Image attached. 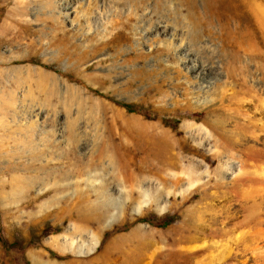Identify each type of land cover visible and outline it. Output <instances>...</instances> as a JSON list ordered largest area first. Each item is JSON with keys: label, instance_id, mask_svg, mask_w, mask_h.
Here are the masks:
<instances>
[{"label": "rangeland", "instance_id": "rangeland-1", "mask_svg": "<svg viewBox=\"0 0 264 264\" xmlns=\"http://www.w3.org/2000/svg\"><path fill=\"white\" fill-rule=\"evenodd\" d=\"M38 261L264 264V0H0V264Z\"/></svg>", "mask_w": 264, "mask_h": 264}, {"label": "bare ground", "instance_id": "bare-ground-1", "mask_svg": "<svg viewBox=\"0 0 264 264\" xmlns=\"http://www.w3.org/2000/svg\"><path fill=\"white\" fill-rule=\"evenodd\" d=\"M130 17H131V16H130ZM138 19H139V18H138ZM120 20H121V19H120ZM128 20H130V19L128 18L127 21H128ZM127 21H125V22H127ZM141 21H142V20H141ZM119 23H120V22H119ZM119 23H118V24H119ZM188 23H190V22L188 21ZM188 23H187V24H188ZM118 24H117V25H118ZM130 24H131V23H130ZM120 25H121V24H120ZM123 25H124V23H123ZM112 26H113V25H112ZM125 26H126V23H125ZM127 26H128V25H127ZM129 26H130V25H129ZM129 26H128V27H129ZM120 27H121V26H120ZM120 27H119V28H120ZM123 27H124V26H123ZM136 27H137V26H136ZM119 28H118V29H119ZM121 28H122V27H121ZM125 28H126V27H124V29H125ZM166 28H167V27H166ZM129 29H130V27H129ZM164 29H165V28H164ZM119 30H120V29H119ZM127 30H128V29H127ZM131 31H132V30H131ZM130 33H131V32H130ZM181 35L183 36L184 34H181ZM173 36H174V35H173ZM176 36H177V35H176ZM182 39H183V38H182ZM192 39L194 40V38H192ZM179 40H180V38H179ZM171 41H172V40H171ZM166 42H167V41H166ZM170 43H171V42H170ZM180 45H181V44H180ZM173 47H174V46H173ZM179 47H180V46H179ZM179 47H178V48H179ZM176 51H177V50H176ZM254 56H255V55H254ZM101 153H103V152H101ZM100 155H102V154H100ZM105 155H106V154H105ZM111 155H112V154H111ZM109 156H110V154H108V159H109V158L111 159V156H110V157H109ZM102 157H103V155H102ZM102 157H101L100 159H102ZM112 157H113V155H112ZM113 160H114V158H113ZM114 161H115V160H114ZM114 161H113V162H114ZM109 162H111V161L109 160ZM113 162H112V164H113ZM110 164H111V163H110ZM112 164H111V165H112ZM130 203H131V201H130ZM97 217H99V216H97ZM99 220H100V218H99ZM94 244H95V243H94ZM95 245H96V244H95ZM93 246H94V245H93ZM94 248H95V246L93 247V251H94ZM38 264H48V263H45L44 261H38Z\"/></svg>", "mask_w": 264, "mask_h": 264}]
</instances>
